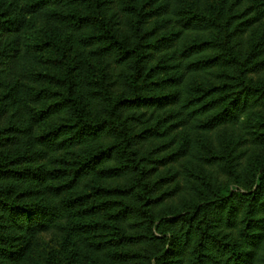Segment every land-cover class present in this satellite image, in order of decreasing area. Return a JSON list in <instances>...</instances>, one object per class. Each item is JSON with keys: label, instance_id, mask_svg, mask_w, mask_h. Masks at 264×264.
<instances>
[{"label": "trees", "instance_id": "16d2710c", "mask_svg": "<svg viewBox=\"0 0 264 264\" xmlns=\"http://www.w3.org/2000/svg\"><path fill=\"white\" fill-rule=\"evenodd\" d=\"M244 2L219 22L197 0H0V264H35L48 230L65 258L43 264H264V164L240 168L264 144V29L242 37L264 0Z\"/></svg>", "mask_w": 264, "mask_h": 264}, {"label": "rangeland", "instance_id": "374dc122", "mask_svg": "<svg viewBox=\"0 0 264 264\" xmlns=\"http://www.w3.org/2000/svg\"><path fill=\"white\" fill-rule=\"evenodd\" d=\"M186 1H191V0H186ZM197 1H199L200 7L202 9L205 8L210 13L212 12L213 16L216 17L217 21L220 22L221 18L217 17L218 10L216 9L220 7L221 0H197ZM254 2L255 0H245L244 7L247 6L249 8L246 11V16H250V15L254 16L255 14L254 7L256 5ZM209 8H211V11L209 10ZM36 25L38 26V23L35 24V26H33L32 28H30L31 30H33L32 35H28V38H30L32 41L40 40L39 38H37L36 35V32L38 31H36V29H33L34 27H36ZM263 29H264V22L256 21V23L251 28H249L247 30V33L243 34L242 37L247 44L250 43L253 44L255 43V41L257 40ZM212 35L216 37L217 30L215 31L213 30ZM30 39H28V41ZM37 129H38L37 130L38 134H40L45 129V127L41 125L37 127ZM232 129H233L232 124L229 123L227 125L220 126L213 133L214 142L221 147L223 153L225 154L229 151V149L231 148L234 142L232 136L234 131ZM235 131H237L239 134L240 132L244 133L243 131L239 130L238 127L235 128ZM243 150H245L246 152L243 159L241 160L242 162L240 166L243 172H248L250 174L255 169L259 168L264 164V144L248 143V145L243 147ZM59 155H56L54 157H59ZM52 167H55V165L50 164L46 166L45 169L47 170ZM219 181L221 183L232 182L230 178L224 175H219ZM62 243H63V239L61 237V234L57 233L56 231L48 230L40 233L32 244L33 262L35 264L38 263L43 264L45 263L48 257H54L56 259L55 261L62 263L65 258V251L62 249Z\"/></svg>", "mask_w": 264, "mask_h": 264}]
</instances>
